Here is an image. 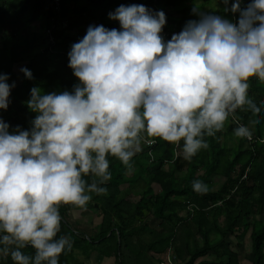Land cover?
<instances>
[{"label":"clouds","instance_id":"9594fccd","mask_svg":"<svg viewBox=\"0 0 264 264\" xmlns=\"http://www.w3.org/2000/svg\"><path fill=\"white\" fill-rule=\"evenodd\" d=\"M241 2L229 8L223 0L226 12L238 13L236 22L194 9L199 19L168 41L161 35L165 13L143 4L109 13L119 30L88 27L68 53L80 82L73 91L42 94L33 87L30 130L10 133L0 119V253L14 264H59L72 247L67 236L57 238L59 207L86 210L90 194H106L109 156L131 168L141 143L159 138L177 146L182 141L181 154L191 160L230 116L237 123L234 137L252 138L236 113H261L248 81L264 82V0L243 8ZM20 71L32 79L29 69ZM8 79L0 74V110L8 108L15 87ZM193 190L208 189L194 181ZM29 247L34 255L22 251Z\"/></svg>","mask_w":264,"mask_h":264},{"label":"trees","instance_id":"16d2710c","mask_svg":"<svg viewBox=\"0 0 264 264\" xmlns=\"http://www.w3.org/2000/svg\"><path fill=\"white\" fill-rule=\"evenodd\" d=\"M194 1L58 0L56 4L54 0H0V31L7 28L10 31L0 45V74L10 75L13 64L26 60L32 73V79H26L23 86L13 93L18 104L14 112L0 114V119L10 126V133L17 127L30 130L36 113L28 108L27 97L31 96L30 85L35 87L34 81L40 83L44 80L47 83L43 89L39 88L42 94L72 92L79 80L68 66L71 46L82 40L88 27L94 23L109 30H119V22L110 20L109 13L120 5L143 4L154 12L163 11L166 24L162 33L169 34L163 37L168 41L171 34L180 33L188 21L199 19L193 14L192 7L186 6ZM230 3L231 0L227 7ZM248 3L249 0H246L245 7ZM170 12L179 17L172 16ZM237 20L234 19V22ZM24 23L26 31L20 28ZM17 36H22L19 43L15 41ZM48 36L53 38L54 44H49ZM38 63L41 67L36 73ZM53 66H57L59 73L55 75L56 83L49 82ZM248 83L249 97L261 107V113L254 117L250 111L237 110L236 116L242 124L253 125L251 141L238 138V148L230 151L222 137L233 134L237 125L229 119L225 131L216 133L214 137H205L209 147L200 150L191 160H185L181 153L174 157L175 150L182 149V141L175 147L159 138H152L155 143H144L140 153L130 162L136 166V175L145 180L141 200L134 206L117 198L120 185L129 177V168L109 156L111 179L104 185L107 192L103 195L90 194L92 199L88 203H93L94 208L103 214L96 238H84L67 226V213L75 206L59 207L61 228L57 238L67 236L72 242L71 250H65L59 256V264L73 262L76 250L87 258L91 252H97L104 257L120 259L131 238L147 230L144 220L148 214L160 222V229L150 232L152 241L148 245L139 240L138 246L160 254L159 259L171 247L176 257L175 264H195L199 259L202 261L197 264H242L237 251L248 234L250 264H264V82L252 77ZM253 120L259 122L254 124ZM216 176L224 181L218 188L212 189V179ZM85 179L91 183L92 177ZM194 181H200L208 190L194 191ZM153 184L159 187V195H152ZM124 208L133 211L123 216L121 211ZM113 226H116V231L108 235ZM232 239L235 241L233 244ZM22 251L34 255L30 247ZM208 257L210 261L204 259ZM0 264L14 262L10 255L0 253Z\"/></svg>","mask_w":264,"mask_h":264},{"label":"crops","instance_id":"0c3cea01","mask_svg":"<svg viewBox=\"0 0 264 264\" xmlns=\"http://www.w3.org/2000/svg\"><path fill=\"white\" fill-rule=\"evenodd\" d=\"M212 0H195L193 3H190V5L187 3L186 6H191L192 9H196L197 11H199L200 13H208L211 12L215 15H219V16H227L230 15L232 16V14L230 12H226L225 10L223 12L219 11V10H214L211 9L209 7V3ZM223 1V0H222ZM230 1V0H229ZM250 2V0H249ZM225 5V4H224ZM228 6V5H227ZM226 7V5H225ZM172 16H176L179 17L178 15H176L173 12H170ZM230 21L234 22V17L232 16L231 19H229ZM36 27L38 28V24L36 25ZM9 29V28H7ZM7 29H4L2 31H0V44H2L6 38V34L10 31H7ZM9 34V33H8ZM22 37V36H21ZM21 37L17 36L15 38V41H17V39L19 38L18 43L21 40ZM28 62L26 61H20L16 64H13L12 68H11V73L10 75H7L9 77L7 83L9 85H12L13 83H15V87L11 88V92H10V96H9V104H8V108L6 110H0V114H6V115H10L12 114V112H14L15 110V106L18 105L13 98V93L15 92V90L19 89L20 87L23 86L24 82L26 81V78L24 76V74L20 71L21 68H27L28 66ZM41 64H37L35 67V71L36 73L40 70ZM57 66H53L52 70V76L49 79V82H53L56 83V78L55 75L59 74L58 71L56 70ZM28 69V68H27ZM42 79V78H41ZM37 83H39L38 81H34L33 85L35 87L38 86V88L43 89L44 84H47L44 80H41V82L37 85ZM80 82H76V85L79 84ZM49 85H52L51 83H49ZM30 88L32 89V86L30 85ZM53 88V87H51ZM50 90H53L51 89ZM26 95V94H24ZM31 98L27 97V100H29ZM226 129V128H225ZM152 139V138H150ZM145 142L141 143V148L143 146ZM140 152H138L136 155H138ZM178 153H181V149L178 150ZM135 155V156H136ZM128 178H126L122 184L120 185V193L118 195L117 198L122 199L124 202L128 203L131 206H134L136 204H138V202L141 200L142 197V192L144 190L145 187V180L143 178H140L139 176L136 175L137 170H136V166L134 163L131 164V168L128 169ZM108 183V182H107ZM106 183V184H107ZM105 184V185H106ZM152 189V195H159L157 194L159 192V187L156 184H153L151 186ZM149 196L151 194H148ZM133 209L128 210L127 208H124L121 213L123 216L130 215L132 213ZM180 215H183V213H181ZM103 220V214L96 210L94 208V204H87L86 206V210H80L77 208H73L72 210H70L67 213L66 216V223L67 226L75 233V234H82L84 236V238H92L95 239L96 236L98 235V233L100 232V227H101V223ZM144 223L146 225L147 230L143 231L142 233H140L137 236H133L131 238V241L128 243V249H123L122 253H124V255L122 254V257L120 259L115 260L114 257H104L102 255H100L97 252H91L89 254V257H84L83 254L76 250L75 254H74V261L71 262L70 264H115V262L117 261L118 264H156L157 261L159 260L160 254L155 253L153 251H146L144 249H141L138 246V241H142L143 244L148 245L151 241H152V236L150 235L151 231H159L160 226H159V221L156 220L152 215H146ZM133 228L130 227L128 229V231H130ZM116 231V226H113V228H111L110 232L108 233L111 234V232H115ZM198 243L201 244V239L198 238ZM162 256V255H161ZM206 260H211V258H204ZM202 261V259H199L197 262ZM197 262H195V264H197Z\"/></svg>","mask_w":264,"mask_h":264},{"label":"rangeland","instance_id":"374dc122","mask_svg":"<svg viewBox=\"0 0 264 264\" xmlns=\"http://www.w3.org/2000/svg\"><path fill=\"white\" fill-rule=\"evenodd\" d=\"M209 7L211 9H214V10H219L221 12L224 11L225 9V5L223 3L222 0H212L210 1L209 3ZM223 18H226V19H231L232 16L230 15H227V16H221ZM39 26V25H38ZM21 29H24V31H26V23L22 24L20 26ZM19 41V38L17 39V43ZM22 41V39L20 40ZM24 41V39H23ZM1 45V44H0ZM228 120L225 122V127L222 131H225V128L228 124ZM250 129H253V125L250 124L249 126ZM228 136H226V138L223 136L222 137V140L226 143L227 147L230 149V151L234 152L237 148H238V145H239V139L234 137L233 134L229 133L227 134ZM229 151V152H230ZM231 157V155H230ZM224 181V179L222 177H213L212 179V183H213V187L212 189H216L218 188V186H220L222 184V182ZM221 221V220H220ZM232 244L235 243V241L232 239ZM250 248V244H249V240H248V234L245 236V238L242 239V246L240 247V249L237 251L238 252V256H239V259L241 261L242 264H250L251 262V254L249 252V249ZM124 255V253H123Z\"/></svg>","mask_w":264,"mask_h":264},{"label":"built area","instance_id":"2783aa9c","mask_svg":"<svg viewBox=\"0 0 264 264\" xmlns=\"http://www.w3.org/2000/svg\"><path fill=\"white\" fill-rule=\"evenodd\" d=\"M54 1H55L56 4H58V0H54ZM234 2H235V0H231L229 8L231 7V4L234 3ZM245 3H246V0H242L241 8L245 7ZM229 12L232 14L234 19H238V13L237 14H233L231 11H229ZM98 25H100V24L99 23H94L92 26H98ZM173 34H177V33H172L171 35H173ZM161 35L163 37H168L169 36L168 33H162ZM47 40H48L50 45L54 44L53 43L54 41H53L52 37L48 36ZM229 120L232 123H234L235 125H237V123L233 120V118L231 116L229 117ZM239 123H241V122L239 121ZM248 140L251 141V139H248ZM150 144H152V143H146V145H150ZM175 147H177V145ZM174 154H175L174 157H177L178 150H175ZM175 259H176V257H175V255L173 253L172 248L170 247L169 249H167L166 253H164V255L157 261L156 264H175Z\"/></svg>","mask_w":264,"mask_h":264}]
</instances>
